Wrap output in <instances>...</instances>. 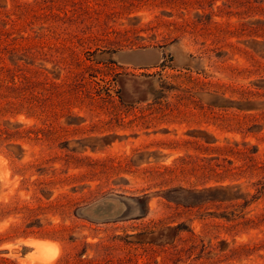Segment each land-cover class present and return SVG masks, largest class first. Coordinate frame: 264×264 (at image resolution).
I'll list each match as a JSON object with an SVG mask.
<instances>
[{"label": "rangeland", "instance_id": "1", "mask_svg": "<svg viewBox=\"0 0 264 264\" xmlns=\"http://www.w3.org/2000/svg\"><path fill=\"white\" fill-rule=\"evenodd\" d=\"M0 130V264H264V0H0Z\"/></svg>", "mask_w": 264, "mask_h": 264}, {"label": "bare ground", "instance_id": "2", "mask_svg": "<svg viewBox=\"0 0 264 264\" xmlns=\"http://www.w3.org/2000/svg\"><path fill=\"white\" fill-rule=\"evenodd\" d=\"M39 244V243H38ZM36 245V247L39 249V250H41L42 251V249H46L45 247H48L46 244H39V245ZM51 249L52 250H50L51 251V254L54 256V255H56V253H58V251H56V249H54V248H52V246H51ZM38 250V251H39ZM34 257V256H33ZM45 257H47V256H45ZM35 258H37L38 259V257H35ZM49 259H51V258H49ZM34 260V259H33ZM52 260V259H51ZM37 262V261H36ZM50 262H52V261H49L48 260V258H46V259H41V257H40V260H38V262L37 263H41V264H50Z\"/></svg>", "mask_w": 264, "mask_h": 264}, {"label": "trees", "instance_id": "3", "mask_svg": "<svg viewBox=\"0 0 264 264\" xmlns=\"http://www.w3.org/2000/svg\"><path fill=\"white\" fill-rule=\"evenodd\" d=\"M4 133L2 130H0V134Z\"/></svg>", "mask_w": 264, "mask_h": 264}]
</instances>
